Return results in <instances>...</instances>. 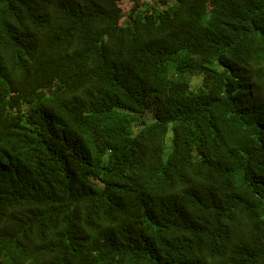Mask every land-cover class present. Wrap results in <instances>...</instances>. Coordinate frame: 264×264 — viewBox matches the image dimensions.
<instances>
[{
  "label": "trees",
  "instance_id": "16d2710c",
  "mask_svg": "<svg viewBox=\"0 0 264 264\" xmlns=\"http://www.w3.org/2000/svg\"><path fill=\"white\" fill-rule=\"evenodd\" d=\"M0 0V264H264V0Z\"/></svg>",
  "mask_w": 264,
  "mask_h": 264
},
{
  "label": "rangeland",
  "instance_id": "374dc122",
  "mask_svg": "<svg viewBox=\"0 0 264 264\" xmlns=\"http://www.w3.org/2000/svg\"><path fill=\"white\" fill-rule=\"evenodd\" d=\"M122 7L125 13H129L133 7H134V1L133 0H124L122 2Z\"/></svg>",
  "mask_w": 264,
  "mask_h": 264
}]
</instances>
